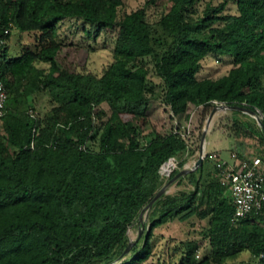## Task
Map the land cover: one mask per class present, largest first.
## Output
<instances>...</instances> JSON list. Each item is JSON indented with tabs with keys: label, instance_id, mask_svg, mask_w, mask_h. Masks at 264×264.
I'll list each match as a JSON object with an SVG mask.
<instances>
[{
	"label": "trees",
	"instance_id": "16d2710c",
	"mask_svg": "<svg viewBox=\"0 0 264 264\" xmlns=\"http://www.w3.org/2000/svg\"><path fill=\"white\" fill-rule=\"evenodd\" d=\"M125 1L0 0V33L12 25L34 38L9 54V35L0 51L8 94L0 264H246L243 253L247 264H264L263 217L232 222L229 193L209 157L177 181L185 189L155 202L142 238L125 253L141 212L198 160L201 132L195 141L181 125L145 132L153 102L183 115L213 54L233 67L197 97L200 128L213 101L249 108L264 123V0H168L153 20L154 0L129 12ZM112 34V62L100 75L60 65L62 50L108 49ZM42 95L50 106L44 115ZM23 100L26 110L13 106ZM240 114L225 117L230 150L250 159L248 141L255 142L264 163L263 131ZM171 158L177 168L167 178L160 170Z\"/></svg>",
	"mask_w": 264,
	"mask_h": 264
},
{
	"label": "rangeland",
	"instance_id": "374dc122",
	"mask_svg": "<svg viewBox=\"0 0 264 264\" xmlns=\"http://www.w3.org/2000/svg\"><path fill=\"white\" fill-rule=\"evenodd\" d=\"M148 0H126L125 1V7L124 10L129 12L135 9H138L139 7H142ZM167 1L168 0H154V3L151 5L150 8V19H156L155 17V8H161L165 9L167 8ZM111 36V37H110ZM109 36L110 45L108 46V49L104 48H98L97 45L94 50H83V49H75V48H66L61 51L59 56V63L62 67L65 68H77L80 70H86L89 72H92L94 74L100 75L104 68L109 65L112 62V53L110 49L113 47V40L115 39V35L112 34ZM24 38V40H22ZM33 39V36L28 34H22L19 32H15L12 34L11 37V48L12 50H18L20 48V43L22 42H28V40ZM92 48V47H91ZM223 60V61H219ZM43 65H41L42 67ZM46 67V66H45ZM233 67L231 59H228L227 57H216L215 55L211 54L209 55L203 62H202V69L198 73V78L200 79V85L198 86L197 90L193 92L191 97L187 100L184 108L182 109L183 115H179V112H175L172 108H165L161 105L159 102V99L157 100L158 103L153 102L148 116V123L144 125L145 132H150L153 128H155L157 131L161 133L168 132L172 129L178 128L181 125V129L183 131H186L191 134L190 137L193 138V141H195V138L207 130V135L205 138V144H207V138L208 136H214V141L216 144H221L219 146L215 145V147L212 144H209V146L206 147L207 152L213 151L215 148L221 149L225 156H230L229 149L225 148L224 143L229 140L228 138H231V131L229 129V125H227V120H225V117H232V111H225L221 110L216 113L210 124L208 125V120L210 117L211 112L213 109L220 105L221 103L218 101L212 102V111L208 113L206 116V119H204L203 127L201 126V112L202 107H198L196 100L197 97L203 95H207V85L208 80L210 78H218L221 77ZM155 81L159 83V80L156 77H153ZM159 92L156 94V98L159 96ZM49 97L48 95H42L39 97L38 101V109L41 112L42 115L45 114L50 108L49 104ZM13 106H16L18 110H26L27 104L25 100L22 102H17ZM217 117V118H216ZM239 119L242 121L247 122H253L256 121L252 116L244 114L241 112L240 115H237ZM216 118V120H215ZM124 120L128 124L137 125L142 122V120L133 119L132 117L125 116ZM257 123V122H256ZM151 127H150V126ZM219 130L220 133L216 134ZM215 132V133H214ZM214 133V134H213ZM202 141V138H201ZM201 141L199 142V151H198V158L200 155V145ZM224 142V143H223ZM250 149L248 150L247 155L249 158L252 157H259L258 150H257V144L251 141H248ZM197 157H194L191 159V161L186 165V167H193L195 164V159ZM185 167V168H186ZM185 185H178L177 182H175L169 189L167 190V194H176L178 191L185 189ZM144 219L146 220V223H148L149 215L147 216V212L144 214ZM140 229V223L137 221L133 227L129 230L130 240H136L138 237V232ZM177 235V234H175ZM143 236V235H142ZM142 236L136 241H140ZM201 255V253H200ZM199 257V256H198ZM239 262L249 263L250 262V256L248 253H243L239 257Z\"/></svg>",
	"mask_w": 264,
	"mask_h": 264
},
{
	"label": "built area",
	"instance_id": "2783aa9c",
	"mask_svg": "<svg viewBox=\"0 0 264 264\" xmlns=\"http://www.w3.org/2000/svg\"><path fill=\"white\" fill-rule=\"evenodd\" d=\"M13 31V26L10 25L3 34L0 33V51L6 46L7 37ZM7 101L8 94L0 62V123L6 114ZM258 115L262 119V115L260 113ZM206 157L214 162L219 171V180L227 188L233 207L232 222L255 215L262 216L264 224V163L262 159L260 157L244 159L232 152L230 160H225L218 151H206ZM176 168L177 162L171 158L161 167L160 173L169 178Z\"/></svg>",
	"mask_w": 264,
	"mask_h": 264
},
{
	"label": "water",
	"instance_id": "95a60500",
	"mask_svg": "<svg viewBox=\"0 0 264 264\" xmlns=\"http://www.w3.org/2000/svg\"><path fill=\"white\" fill-rule=\"evenodd\" d=\"M221 110H229V111H238V112H242L244 114L250 115L252 116L257 124L261 127L263 134H264V123L262 122V119L259 117L258 113L246 108V107H235V106H228L225 104H220L218 106H216L213 111L210 114L209 120H208V125L210 124V122L212 121V119L214 118V116L216 115V113L218 111ZM207 135V130L205 129V131L203 132V136H202V141H201V145H200V155L198 160L195 162V164L193 165V167H186L184 168L182 171H180L175 177H173L170 181H168V183L157 193V195L155 196V198L150 202V204L141 212L140 216H139V223H140V229L138 232V237L137 239L134 240H130V244L129 247L126 249L125 253H127L131 246L136 243V241L143 235L144 233V226L146 223V220L144 219V214L147 212V216L149 215L152 206L155 204L156 201H158L163 195L167 194V190L169 189V187H171L175 182H177L180 178H182L183 176L196 171L204 162L205 159V152H206V144H205V138Z\"/></svg>",
	"mask_w": 264,
	"mask_h": 264
},
{
	"label": "crops",
	"instance_id": "0c3cea01",
	"mask_svg": "<svg viewBox=\"0 0 264 264\" xmlns=\"http://www.w3.org/2000/svg\"><path fill=\"white\" fill-rule=\"evenodd\" d=\"M14 31H15V32H18V31H16V30H14ZM14 31L12 32V34L14 33ZM21 35H22V34H21ZM11 37H12V35H11ZM22 40H24V38H22ZM28 41H29V43H28V42H22V43H20L19 45H29V44L33 43L34 38L31 39V40H28ZM10 42H11V39H10ZM9 48H10V50H9V54H14V53L17 52V50H12V48H11V43H9ZM216 118H217V117H216ZM216 118H215V120H216ZM214 133H215V132H214ZM214 133H213V134H214ZM218 133H220V132L217 131L216 134H218ZM223 143H224V142H223ZM209 144H212L214 147H215V145H217V146L221 145V144H219V143L216 144V142L214 141V136H211V135L208 136V138H207V144H206V147L209 146ZM232 144H233L232 139H229V140H227V141L224 143L225 148L229 149V153H230V154L232 153V150H230L231 147H232ZM215 151H218V152L222 155V157H223L225 160H230V156H225L221 149H217V148H215V149H214L213 151H211V152H215Z\"/></svg>",
	"mask_w": 264,
	"mask_h": 264
},
{
	"label": "clouds",
	"instance_id": "9594fccd",
	"mask_svg": "<svg viewBox=\"0 0 264 264\" xmlns=\"http://www.w3.org/2000/svg\"><path fill=\"white\" fill-rule=\"evenodd\" d=\"M12 35V34H11Z\"/></svg>",
	"mask_w": 264,
	"mask_h": 264
}]
</instances>
